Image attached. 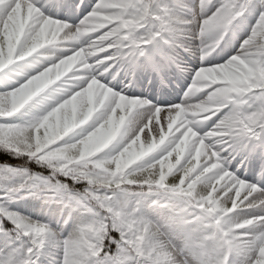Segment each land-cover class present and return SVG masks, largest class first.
<instances>
[{
    "label": "clouds",
    "instance_id": "obj_1",
    "mask_svg": "<svg viewBox=\"0 0 264 264\" xmlns=\"http://www.w3.org/2000/svg\"><path fill=\"white\" fill-rule=\"evenodd\" d=\"M213 4L214 0H198L190 18L169 15L166 20L156 17L159 22H154L141 21L142 10L130 8L129 0H99V6L77 24L53 19L33 4L17 6L0 28V74L17 72L13 86L0 91V117H14L38 100L49 103L22 126L0 128V149L36 161L51 169L53 176L66 172L87 179L95 191L112 193L106 200L100 197L101 206L110 204L122 214L126 206L131 207L132 190L124 185L160 183L157 178L162 177L184 195L206 198L211 208L187 230L180 248L170 238L167 220L156 222L141 215L147 226L143 243L149 255L170 264H228L233 252L242 251L246 264H264V225L253 230L250 240H242L238 229L253 221L236 211L240 207L236 200L227 193L213 199L206 178L198 177L187 189L183 181L176 184L177 174L185 175L190 166L195 167L187 158L189 146L199 135L195 128L224 109L228 111L222 119L232 128L254 108L252 114L264 118V104L257 105L255 95L259 90L264 96V24L258 22L257 38L244 39L224 62L208 63L243 15L233 8L209 16ZM8 7L11 5L5 12ZM140 28L149 38L154 30L157 34L179 30L191 41H199L192 44V51L199 56L201 66L194 71L182 101L169 109L168 133L161 127L137 131L142 119L133 121L130 116L141 102L118 94L101 80L113 67H105L108 60L119 57L115 59L119 62L128 57L123 50L140 39L136 36ZM109 52L111 55H105ZM161 152L165 154L159 160L148 159ZM30 187L29 181L22 179L17 191ZM246 207L264 213V206L255 201ZM26 228L41 236H59L39 221L26 224ZM103 232L102 227L83 232L79 225L74 228L64 240L65 247L68 240L73 242L70 264H98Z\"/></svg>",
    "mask_w": 264,
    "mask_h": 264
},
{
    "label": "snow or ice",
    "instance_id": "obj_2",
    "mask_svg": "<svg viewBox=\"0 0 264 264\" xmlns=\"http://www.w3.org/2000/svg\"><path fill=\"white\" fill-rule=\"evenodd\" d=\"M24 4H33L39 8L35 0H0V28L3 27L4 23L7 22L12 11L17 7H23ZM7 5L11 7L4 9ZM53 7L60 8L63 11L76 10V6L70 3V0H60L59 3H54ZM99 6V0H97L93 9ZM84 7H87L85 3ZM130 8H140L143 12V16L140 18L143 21L145 18L159 22L156 17L161 20H166L169 16L167 8H161L158 12L154 13V10L145 2V0H129ZM253 7V0H222L220 5L211 11L209 16L213 12H217V15L225 12V10L231 11L235 8L237 11L242 12L244 16L249 9ZM264 8V6H261ZM92 9V10H93ZM219 9V11H217ZM91 10V11H92ZM26 12L27 9L25 8ZM90 11V12H91ZM241 16V17H242ZM240 18V17H239ZM53 19H57L54 18ZM264 24V10H261L258 14L256 22L251 28L248 37H252L254 40L257 38V25ZM107 31V29H105ZM144 29L140 28L136 32V36L140 39L133 40L129 47H126L123 51L125 55H144L146 49L156 42L158 39L163 37L165 32L157 34L155 30L153 35L149 38L147 35H143ZM100 33H97L99 35ZM126 43H129L126 41ZM138 43V47L136 44ZM105 55H111V53H105ZM113 60H108L105 67ZM119 94V93H118ZM126 95V94H120ZM257 97V105L264 104V96H261L259 90L255 93ZM128 96V95H126ZM130 97V96H128ZM132 100H139L141 107L135 110L130 119L135 121L136 119H142L139 128H144L147 132L148 127H161L164 133H168L169 125L166 117L168 116L169 109L173 105L177 104H156L149 102L146 98H134ZM157 110H159V117L157 119ZM228 109H224L211 120L204 122L201 127L194 129L195 132L199 133L198 137L192 142L187 151V158L193 161L195 167H189L185 175L177 174L176 184H181L183 181V187L188 188L189 184L197 181V178H206L209 182V191L214 193L213 199H219L225 193L228 194L231 199L236 200L240 207L236 210L249 209L246 205L250 201H255L259 206H264V187L257 183H252L241 179L226 166L227 161L224 154L230 149L235 151L236 145L239 141L247 139L249 141L257 142L260 145H264V118H261L260 114L253 115L256 109L250 110L249 114L242 120V122L236 127L232 128L223 121L224 112ZM13 117H0V128L4 130L12 129L23 124L12 122ZM211 124L207 131L201 129ZM186 131V129H185ZM180 133L178 135H182ZM176 137L173 138V143ZM165 153H156L149 157L150 161L159 160ZM198 161V163H197ZM8 177H19L23 180H28L32 185L31 189L44 186L50 189H54L57 194H64L68 197L70 202H74L77 206L83 207L88 213L91 214L92 219L83 225H81V231H87L94 227H102L104 232L103 240V251L105 248H110L112 244L116 245L115 253H105L109 264H170L167 259H161L155 256V254L149 255V251L146 249L143 243L145 236L144 233L147 231V226L141 220V213L138 208L126 206V212L121 213L118 209H113L110 204H104L101 206L100 197L103 196L105 200L108 196H111V192H97L94 187L89 184L87 179H82L73 176L66 172H57L54 176L51 175L47 178H40L37 175H33L28 172L27 169H14L12 166L7 168L2 173ZM63 175L67 179H71L74 183H83L85 190L72 194L71 189L68 185L58 180L59 176ZM160 183L148 182V183H136L130 185H124L123 187L130 188L131 193H151V192H165L172 195L181 197L186 202V207L177 210L172 216L167 219V226L169 228L170 238L178 248H180V241L185 236L188 229L195 227L200 219L204 215L208 214V210L211 205L208 203L206 198L199 196L193 197L190 195H184L176 191L175 187L170 182L164 181L162 177L157 178ZM21 183V182H20ZM167 184L168 186H164ZM19 185V184H18ZM18 185L10 189V192H18ZM244 185H254L255 187H247ZM26 188H20L19 191ZM237 189H242L239 193ZM242 202V203H241ZM156 203H160L157 201ZM166 207L167 205H162ZM138 209V210H134ZM248 220L253 221V224L246 228L238 229L242 234L241 239L248 241L255 234L254 229L259 225H264V215L247 217ZM5 221L13 225V230L20 233L21 235L28 236L32 239V246L27 248V259L20 261L19 264H35L33 257L37 255L39 250L43 247L46 240L51 238L50 236L37 235L34 232L26 228V224H34L36 220L30 217L23 216L19 213H13L9 211L3 205H0V232H7L4 228ZM42 225H47L52 228L50 224L39 221ZM28 233L27 235L25 233ZM72 241H67V247L63 241V261L62 264H70L68 254L70 253ZM100 253V255H101ZM0 264H18L13 254L0 257Z\"/></svg>",
    "mask_w": 264,
    "mask_h": 264
},
{
    "label": "rangeland",
    "instance_id": "obj_3",
    "mask_svg": "<svg viewBox=\"0 0 264 264\" xmlns=\"http://www.w3.org/2000/svg\"><path fill=\"white\" fill-rule=\"evenodd\" d=\"M35 2L45 15L77 24L94 8L97 0H70V3L76 6L74 12L53 7L54 0H35ZM55 2L59 3L60 0ZM197 3L198 0H177V5L170 15L179 19L190 18ZM261 6H264V0H256L247 23L241 19L234 23L221 48L209 58L208 63H222L235 54L243 40L250 34L259 12L264 10ZM207 14H210V10ZM194 43L198 44L199 41H191L179 30L172 33L165 32L163 38L150 45L144 55H131L119 62H111L110 65L113 67L101 77V80L119 94L146 98L156 104L180 103L191 84L194 71L201 66L199 56L192 51ZM17 71L22 73L26 69ZM16 75L17 72L0 74V91L10 89ZM47 103H49L47 99L38 100L35 106L14 116L12 122L20 124L28 122ZM210 126L209 123L201 130L207 131ZM247 143L248 140L243 139L235 146V151L230 149L224 154L226 166L241 179L264 187V145L250 141L255 147L249 148ZM172 197L175 195L162 191L151 192L142 200L139 211L156 222L167 220L183 207V203L173 202ZM157 201L160 203H156ZM9 202L18 205L19 214L46 222L59 233L58 237H51L45 241L34 257L35 264H62L63 241L74 228L84 224V211L74 202H70L66 195L55 199L52 195H41L33 191L12 194ZM165 204L166 207L162 206ZM238 213L244 217L264 215L258 209H244ZM2 253L6 256L12 254V248L8 238L0 232V257ZM246 259L242 251H235L230 255L228 264H246Z\"/></svg>",
    "mask_w": 264,
    "mask_h": 264
},
{
    "label": "trees",
    "instance_id": "obj_4",
    "mask_svg": "<svg viewBox=\"0 0 264 264\" xmlns=\"http://www.w3.org/2000/svg\"><path fill=\"white\" fill-rule=\"evenodd\" d=\"M147 4L154 10L155 14L159 11L161 8H167L168 13L174 8L176 4V0H145ZM222 0H214V4L218 3L217 7L220 5ZM254 2V0H253ZM248 13V12H247ZM246 13V14H247ZM143 35H146V33H142ZM27 157L24 156H18L16 154H13L9 151H6L4 149H0V205H3L6 207L9 211L13 213H18V211L14 208H12L8 202L9 196L11 193H18V192H10V189L14 186L18 185L20 182H22V178L19 177H8L3 175V171L7 168V166H12L14 169H27L29 173L33 175H37L40 178H47L51 176V169H48L46 167H41L39 163L36 161H28ZM58 180L65 185H68L72 192H83L85 190V185L83 183H74L71 179L65 178L63 175L59 176ZM24 190H32L31 188H26ZM37 190L43 193H51L56 196H61V194H57L54 189H50L44 186H41L39 189H33ZM23 191V190H21ZM146 193H130L129 199H130V206L133 208H137L138 204H136V200L139 197H143ZM92 219V216L90 215L87 217L86 222L90 221ZM4 228L8 230L5 232L9 238L11 239L14 253L18 264L20 261H23L24 259H27V248L32 246V239L28 236L21 235L20 233L13 230V225L7 221L4 223ZM116 251V245L112 244L110 248H105L104 253H101L100 257L96 258L98 261V264H109V261L107 257L105 256V253L111 252L115 253Z\"/></svg>",
    "mask_w": 264,
    "mask_h": 264
},
{
    "label": "bare ground",
    "instance_id": "obj_5",
    "mask_svg": "<svg viewBox=\"0 0 264 264\" xmlns=\"http://www.w3.org/2000/svg\"><path fill=\"white\" fill-rule=\"evenodd\" d=\"M247 144H248V147L249 148L255 147V146H253L254 144L252 145L249 140H248V143Z\"/></svg>",
    "mask_w": 264,
    "mask_h": 264
}]
</instances>
